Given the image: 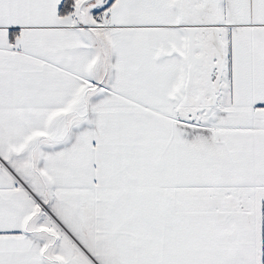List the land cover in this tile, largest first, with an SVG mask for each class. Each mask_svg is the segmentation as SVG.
I'll return each mask as SVG.
<instances>
[{
	"label": "snow or ice",
	"instance_id": "6c2138e0",
	"mask_svg": "<svg viewBox=\"0 0 264 264\" xmlns=\"http://www.w3.org/2000/svg\"><path fill=\"white\" fill-rule=\"evenodd\" d=\"M0 264H264V0H0Z\"/></svg>",
	"mask_w": 264,
	"mask_h": 264
}]
</instances>
